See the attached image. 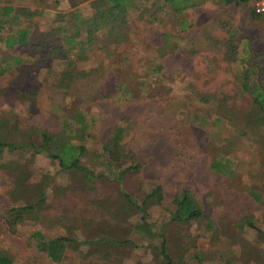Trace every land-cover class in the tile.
<instances>
[{
	"label": "rangeland",
	"instance_id": "rangeland-1",
	"mask_svg": "<svg viewBox=\"0 0 264 264\" xmlns=\"http://www.w3.org/2000/svg\"><path fill=\"white\" fill-rule=\"evenodd\" d=\"M98 1L0 0V14L10 4L41 12L30 23V43L47 46L0 41V132L40 146L46 131L58 135L55 149L71 139L87 148L82 164L102 176L89 192L81 173L64 172L45 153L0 155V250L14 264H164L160 239L139 230L143 215L124 199L126 190L139 204L150 196L152 230L165 237L173 264H264V130L250 114L254 89L241 79L249 66L251 83L264 82V14L254 17L256 1L125 0V18L103 25L89 44L83 20L103 10L92 7ZM66 73H74L69 81ZM131 153L140 168L120 183ZM42 191L38 221L30 214L10 232L6 210L38 202ZM182 191L201 219L171 221ZM36 232L76 243L54 262L37 249ZM127 240L135 247L116 244Z\"/></svg>",
	"mask_w": 264,
	"mask_h": 264
},
{
	"label": "trees",
	"instance_id": "trees-1",
	"mask_svg": "<svg viewBox=\"0 0 264 264\" xmlns=\"http://www.w3.org/2000/svg\"><path fill=\"white\" fill-rule=\"evenodd\" d=\"M177 0H166L167 4H175ZM227 4H249L252 1L256 0H225ZM125 0H102L98 1L94 4H92V7H95L96 5L100 9L102 6L103 10H97V14L94 18H89L84 21V26L88 29V38L87 42L89 44L92 43L93 38L91 35H93L94 32H98L99 29L108 23L109 21L113 20L114 22H118L120 18H125L126 12H125ZM96 4V5H95ZM111 6V7H110ZM2 13L0 14V41L6 42L8 47H14L16 45H23L25 47H31L32 49L36 48H45L47 47L46 44H43L39 46V44H34L32 41V35L33 30L35 28V25H31L32 18L34 16L41 15V12L37 10H30V9H21L16 10L15 7L11 6H4L2 9ZM260 15L254 14V17H259ZM11 17V18H10ZM12 23H17V26H20L18 30H16V34L13 35L14 30L12 29L11 25ZM60 30V29H59ZM5 34H8V37L4 39ZM65 39L67 41V38L61 37L60 39H57L59 42ZM36 40V39H34ZM33 40V41H34ZM76 40L75 37L71 38V42ZM70 42V41H69ZM57 49H59L58 46H56ZM55 47L51 46L50 49L52 52L56 50ZM52 54L48 55L47 60H51ZM251 67L247 66V68L244 70V72L241 74L242 84L245 90L249 91L250 89H254L253 91H249L251 101H252V108L250 110V114H252L257 120L256 123L258 127L262 130H264V82L259 79L258 83H251L250 81V73H251ZM74 75V73H71ZM70 73H66L63 75L66 80L69 81ZM24 93V91H18V94L21 96ZM203 101L207 102L206 97H203ZM255 113V114H253ZM82 116V115H80ZM249 121H252V118H249ZM3 127V126H2ZM85 132V129L82 131L77 130V137L81 139L83 136V133ZM66 133L63 132L62 135H65ZM121 132H116L115 136L112 137L114 145H111L108 148L107 151L110 153V158H113L112 155L114 154V148H116L117 142L120 141ZM70 137V136H69ZM41 139V145L36 146L34 144H19L13 141H9L7 138V135L5 132H0V155L2 156L5 153H13L17 151H31V150H37L40 153H45L49 158L52 160H55L58 162L60 169H62L64 172L77 174H82V181L84 188L87 191L96 192V184L99 179L102 178V176L96 175L93 171L86 168L83 164L81 159L86 155L87 148L84 145H75L72 142H70L71 139L65 140L63 143L58 145V149L54 148L55 141L58 139V135H53L49 132H43L40 136ZM111 139V140H112ZM107 146V145H105ZM104 146V147H105ZM124 158H126V161L130 159V161L133 162V164H130L129 167H126L122 172L119 174L117 181L122 182L124 180V174L130 171L138 170L140 168L139 164H136V161L134 160V156L131 153L129 156L125 155ZM4 168V166H1ZM115 163L111 164V168L114 169ZM6 169V168H4ZM115 170H117L115 168ZM158 191H161L160 189H157L153 192V194L158 195ZM122 194L124 199L127 201V203L140 211L142 213V225L140 227V231L146 232L150 237L153 238H159L160 239V246H158L157 250L161 257L163 258L164 264H173V261L168 253L167 246H166V239L163 235H158L152 230V224L149 220V214L147 213V205L150 200V196L146 197L142 203H138V200L127 192L126 190H122ZM191 193L188 191H182L179 194H177L173 200V205L176 206V210L173 212L171 216L172 222H178L183 224H188L191 221L199 220L203 217V211L199 207V205L196 202H192ZM161 198L164 199L163 194L161 195ZM39 201L35 202L31 205L25 206V207H15L11 206L6 210V216L5 221L7 228L10 232L16 233L17 227L27 222V218H29V215H33V220H37L41 213L45 210V193L42 191L40 197L38 198ZM38 221V220H37ZM251 227H255L254 224H250ZM33 239L35 240L37 244V249L43 253H46L54 262H60L65 249L67 248V244L76 243L75 239L73 238H54V239H48V237L43 234L42 232H36L32 235ZM105 244L110 245V243H114L115 240H104ZM118 245H124L126 247L133 246L135 247V243H133L130 240L118 242L116 243ZM0 264H14L12 258H10L4 251L0 250Z\"/></svg>",
	"mask_w": 264,
	"mask_h": 264
},
{
	"label": "built area",
	"instance_id": "built-area-1",
	"mask_svg": "<svg viewBox=\"0 0 264 264\" xmlns=\"http://www.w3.org/2000/svg\"><path fill=\"white\" fill-rule=\"evenodd\" d=\"M255 11L258 15L264 14V0H256Z\"/></svg>",
	"mask_w": 264,
	"mask_h": 264
}]
</instances>
